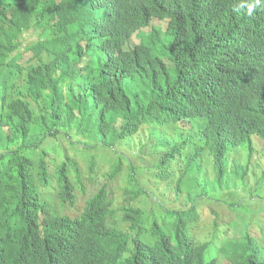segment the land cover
Here are the masks:
<instances>
[{"label":"clouds","instance_id":"1","mask_svg":"<svg viewBox=\"0 0 264 264\" xmlns=\"http://www.w3.org/2000/svg\"><path fill=\"white\" fill-rule=\"evenodd\" d=\"M51 4L62 13L41 19L38 9ZM0 13V27L4 30L0 34V51H7L1 43L3 37L9 50L4 57L9 54L25 71L35 66L42 68L43 74L57 80L62 90L88 101L85 109L76 112L86 119L74 130L56 136L45 134L38 141L26 137L25 132L19 136L20 144L9 154L31 158L22 161L24 174L53 175L64 163L76 195V189H83L85 172L94 169L98 161L111 162V168L121 161L127 168V160H131L141 171L135 170L136 183L129 184L130 176H123L124 181L117 189L122 194L117 202V190L110 192L105 184L90 194L102 196L103 191L109 194L111 211L99 214L104 227L115 224L124 232L126 241L119 249L123 259L132 258L128 264H146L149 257H157L160 264L159 258L164 256L161 253L146 257L138 253L134 257L133 241L145 244L142 249L158 246V252L164 248L166 253V238H174L176 221L181 218L187 220L185 237L192 239V248L172 253L168 256L171 262L234 264L237 257L250 254L245 243L251 238L262 248L261 252L250 254L251 264H264V241L250 234L245 239L250 227L241 224L237 214L230 215L227 206L210 203L207 198L208 195L239 198L227 196L230 184L236 183L231 171L236 164L240 166L233 158L236 153L227 147L251 143L257 150V146L264 144V0H0ZM246 20L256 21L258 28L242 24ZM207 42L215 46L213 56L221 55L227 62L210 88L211 96L215 95V98L210 96L212 102L209 100L205 109L188 102L158 110L155 115L168 124L155 131L140 125L136 119L131 126L124 125L126 122L118 118L116 111L122 100L128 104L145 101L151 95L145 83L160 78L169 90L170 72L180 64L185 50H196ZM77 53L89 55L78 59ZM154 60L161 65H156ZM84 66L94 76V72L99 78L107 76L110 84L102 86V78L98 85L77 80L79 74L87 72ZM228 68L231 74L222 77ZM9 104V97L4 101L0 99V114L8 111ZM163 131L169 140L162 138ZM104 132L114 134L113 142L124 144L127 158L117 159L111 151L113 142L106 146L99 140ZM185 140L193 143L187 145ZM171 141L176 144L175 149L165 153L162 160H184L177 165L178 177L144 178L143 174L159 167L158 163L150 162L154 158L153 150L160 151ZM202 146L216 152V161L210 164L211 171L205 169V181L200 182L190 173L193 165L201 163L200 157L195 156L191 163L188 159ZM109 152L113 156H104ZM223 152L230 154L231 161H222ZM80 160H86L89 165H81ZM34 164L40 169L32 168ZM107 175L115 178L114 174L107 172ZM1 186L10 189L5 181ZM47 190L50 197L52 193L57 194L54 184ZM54 199L60 202L57 197ZM192 208L194 213L185 216ZM49 209L70 216L78 214H69L70 208L65 207ZM211 215H216L214 221ZM23 216L16 207L0 215V232H3L0 233V264H68L61 245L62 240L66 242L70 227L59 225L35 248L33 237L25 227L26 222L35 221L22 219ZM38 218L39 221L42 218L40 213ZM15 221L21 222L15 226L21 227L15 235L10 233L12 228L3 229V224ZM223 222L230 225L221 226ZM131 224L133 230L129 229ZM100 227L106 233L104 227ZM22 240H27L24 247L34 248L30 252L24 247L21 249ZM104 255L105 252L97 255L89 264H122Z\"/></svg>","mask_w":264,"mask_h":264},{"label":"trees","instance_id":"2","mask_svg":"<svg viewBox=\"0 0 264 264\" xmlns=\"http://www.w3.org/2000/svg\"><path fill=\"white\" fill-rule=\"evenodd\" d=\"M38 12L41 19H51L62 13L60 8L54 4L39 8ZM241 19L237 21L239 28ZM0 20H2L1 13ZM242 24L245 26L255 25L258 28L256 21L246 20L242 21ZM251 29L255 30L254 27ZM3 33L4 30L0 27V34L2 35ZM5 41L6 38L3 37L1 43L9 51ZM172 45L173 43L170 44V51H172ZM214 49L215 46L207 42L196 50L190 52L185 50L180 64L175 65L170 72V89H167V83L161 78L152 83L146 82L145 85L151 93L150 97L145 101H138L132 104H128L123 99L116 108L118 118L125 121L124 125L126 126H131L134 119H136V122L140 123V125L155 131L157 127H166L168 124L165 119L162 117L158 118L155 115L162 108L184 105L183 103L187 104L189 102L196 105L199 109H205L211 96L210 88H213L218 72L227 65L221 55L213 56L212 50ZM7 51H0V99L4 101L7 97L10 98L8 111L0 114V215L16 207L23 212L24 216L22 219L34 220L35 222H26L25 227L28 228L33 237L35 248L59 225L69 226L71 232L67 233L69 235L66 242L62 240L63 244L61 245L64 250V260L68 264L75 261L80 264H89L93 258L97 255H102L104 252V256L119 263L128 264L132 258L123 259L122 252L119 249L124 246L126 241L124 232L115 224L112 226L106 224L104 227L102 223L101 212L111 211L112 207L111 199L106 191L102 192V196L96 195L97 193L87 196L78 208L79 213L74 216L65 213L61 214L54 209L50 210L49 207L55 206L70 209L75 207L73 206L75 204L73 191L75 186L68 178L65 164L63 163L53 175L39 173L33 177L32 175L24 174L21 169L22 161L30 160L31 158L26 155L9 154V151L14 150L20 144L18 142L20 140L19 136L21 135L22 137L24 132L26 137L32 138L33 141H38L42 135L56 136L65 134L69 129L74 130L77 128V125H81L84 122L86 116L76 115V112L80 111L79 109H85L88 101L71 91L65 92L62 90L57 85V80L45 76L46 74H43V70L40 67L35 66L25 71L22 65L16 62L15 58H10L9 54L4 57ZM69 52L73 51L69 50ZM169 54L170 52H168ZM84 55H89V53H77V58L80 59ZM65 58L69 59V56L66 55ZM62 59L64 57H61ZM128 63L131 64L130 61ZM154 63L161 65L157 60H154ZM83 69L87 72L79 74L76 78L80 82L89 81L91 85L93 83L98 85L102 78V86L110 84L109 78L104 75L98 78L97 83H95L97 78H94L93 72L87 66H84ZM230 74L231 71L228 68L227 74L222 75V77ZM219 78L221 79V77ZM186 95H188L187 98ZM211 97L215 98V95ZM211 102L212 100H210ZM162 138L169 140V136L165 131L162 132ZM114 139L113 133L106 134L104 132L99 135V140L103 144L105 143L106 146H110ZM172 141L168 145H164L160 151L155 152L153 150L152 157L154 158L150 162L154 165L158 163L159 167L154 172L143 174L144 178L169 179L171 176L173 178L178 177L176 172L177 165L184 160H162L165 153L175 149L176 144ZM185 142L187 145L193 143L190 140H185ZM227 148L232 149L236 153L233 154V158L240 166L236 164V168L231 172L245 176V180H243L244 190H241L242 193L237 192L236 196L239 197L238 199L208 195V201L227 206L230 215L237 214L240 219L238 221L250 227L249 232L246 230L245 239L246 235L250 234L256 239H258L256 237L258 236L264 241V144L257 146V150H254V145L251 143ZM197 155L200 157L201 163L193 166L201 170V174H198L197 178L198 181L203 182L207 174L205 169L211 170L210 164L216 161L214 159L216 152L206 146L199 147V150L188 159L189 163ZM11 158L16 160H11ZM222 158V161H231L229 160L230 154L227 152L222 153ZM127 163L128 176H130L127 179L128 183H136L137 179L134 178V173L136 169L141 171L140 166L135 167L131 160H127ZM243 164L245 169L242 167ZM121 167V161L115 163L108 174L116 175L121 173ZM32 168L40 169L35 164ZM241 168L242 170L239 172ZM249 168L252 170H248ZM3 181L10 186V189H5L1 186ZM52 184L55 185L57 194L52 193L50 197L46 191ZM102 190L103 188L100 189V192ZM54 197H57L60 202L56 203ZM194 211L195 209L192 208L191 211L184 213V215H191ZM39 213L42 215L40 221L38 218ZM210 218L214 221L216 215H211ZM134 220L136 221V217H134ZM20 223V221L7 222L2 227L3 229L12 228L10 233L15 235L21 228L15 226ZM186 223L187 220L185 218L176 221L173 241L169 240V237L166 238V253L164 248L158 252V246L142 249L145 244L134 240L131 247L134 257L138 253L142 257L161 253L164 256L159 258L160 264H177V262H171L168 256L175 252L183 253L184 250L192 248V239L185 237L187 234ZM94 224L104 227V231L107 234L101 231L100 226ZM129 229L133 230L134 225L131 224ZM0 233L3 234V232ZM26 241L22 240L21 249ZM34 247L28 248L25 246L23 249L30 252ZM245 248L250 254L262 251L259 243L251 238L246 241ZM16 250L20 254V249L17 248ZM250 254L237 257L234 264H251L252 258ZM18 256L14 255L15 258ZM146 264L159 263L157 257H149Z\"/></svg>","mask_w":264,"mask_h":264},{"label":"rangeland","instance_id":"3","mask_svg":"<svg viewBox=\"0 0 264 264\" xmlns=\"http://www.w3.org/2000/svg\"><path fill=\"white\" fill-rule=\"evenodd\" d=\"M21 59H23V57ZM94 73H95L94 78H97L95 80V83H97V80L99 77H98L97 72H94ZM125 149H126V147L124 146V144L121 141H115V142H113V146H112L111 151L116 155L117 159H125V158H127V155L124 152ZM112 152L105 153L104 156H108V155L113 156ZM80 164L81 165H89L86 160H80ZM110 168H111V162L101 160V161H98V163L94 169L87 170L85 172V177L83 179V189L82 190H79V189L75 190L76 191V195H75L76 200H75V204H74L75 207L67 210V212L69 214L79 213L78 208L83 203L84 199L88 195L95 192L102 184L107 185V189L110 192L115 191L117 189H120L119 183H123V181H124L123 176L128 174V170L123 164V166L121 167V170L123 172L115 175L114 179H111V178H109V176H107V172H110ZM197 168L198 167H195V166L190 168V173L192 174L193 179L196 181H198V178H197L198 174H201V170H198ZM241 170H242V168L240 169L239 172H241ZM120 175H122V177ZM233 175L235 177L234 180L236 181V183L230 184L231 187H230L229 193H227V196L236 195L237 192L242 193L241 190H244L243 180H245V176H242L241 174H236V173L235 174L233 173ZM205 178H206V176H205ZM121 194H122L121 191H118V190L116 191V196H115L116 201L115 202H117V199L121 198ZM224 225L229 226L230 223L229 222L228 223L223 222L221 224V226H224ZM237 225H238V227L241 226L239 223H237Z\"/></svg>","mask_w":264,"mask_h":264}]
</instances>
